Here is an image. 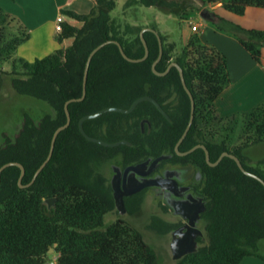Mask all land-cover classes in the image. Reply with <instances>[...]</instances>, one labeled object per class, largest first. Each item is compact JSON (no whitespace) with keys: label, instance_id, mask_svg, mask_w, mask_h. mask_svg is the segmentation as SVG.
<instances>
[{"label":"trees","instance_id":"1","mask_svg":"<svg viewBox=\"0 0 264 264\" xmlns=\"http://www.w3.org/2000/svg\"><path fill=\"white\" fill-rule=\"evenodd\" d=\"M117 1L92 0L89 13L61 9L66 19L57 34L59 47L32 62L16 54L30 38L29 28L0 6V95L3 80L10 77L17 93L43 100L50 108L41 113L24 111L16 129L9 126L0 131V167L7 162L22 163L23 184L32 180L50 152L55 130L67 121L65 103L82 95L90 52L113 39L121 43L128 56H144L140 34L126 37L111 17ZM133 1L182 13L176 0ZM201 1L221 3L222 8L237 15H243L249 6L264 8V0ZM213 20L220 30L232 33L257 62L261 61L264 29L246 28L218 14ZM144 27L159 32L154 25ZM159 34L163 55L157 70L165 71L172 62L180 64L195 99L194 121L180 151L204 144L212 162L228 151L236 154L246 169L264 178V170L250 166L243 152L264 142V102L231 116L242 122L239 144L231 146L227 136L219 140L210 125L219 117L217 99L231 83L226 56L218 48L205 45L198 32L180 50ZM144 37L149 54L143 61L127 60L115 43H107L94 54L86 97L69 104L71 122L58 134L49 162L30 186L20 187V166L10 165L2 171L0 264H159L157 252L138 227L122 219L105 223V216L116 206L111 181L100 170L103 161L115 157L129 165L159 156H165L159 161L160 167L175 165L201 175L195 189L205 203L201 213L205 232L198 237L197 250L179 258L178 264H241L247 256L264 260V185L245 174L229 156L212 166L201 147L186 155L177 152L176 144L190 119L191 98L176 66L165 75L153 71L160 53L159 40L150 30ZM69 38L72 42L63 45ZM8 59L13 62L12 71L2 68ZM145 95L157 100L169 118L154 102L143 100L129 113L108 111L84 122L91 136L129 143L107 146L81 132L83 116L110 106L129 108ZM195 174L189 173L193 181ZM49 197L56 198L51 207L46 202ZM205 237L207 243L200 245Z\"/></svg>","mask_w":264,"mask_h":264},{"label":"rangeland","instance_id":"2","mask_svg":"<svg viewBox=\"0 0 264 264\" xmlns=\"http://www.w3.org/2000/svg\"><path fill=\"white\" fill-rule=\"evenodd\" d=\"M176 1L179 2L182 8V13L180 15L155 5L147 7L133 0H118L116 7L111 12V17L116 20L119 30L123 32L126 37H133L138 33L140 34L144 26L154 25L162 36H164L167 43L174 42L180 50V48L187 43L189 37L195 32H198L192 29L193 33L189 35L185 42V38L181 35V31L185 26H192L195 23L199 24L200 31L198 33L201 36L202 30L206 28L207 24L211 23L217 26L213 20L215 14H231L220 7L221 3L208 4L203 3L201 0ZM188 4L192 5L194 8L187 7L186 5ZM184 6L187 7L185 10H183ZM231 16L235 15L232 14ZM57 32L59 31L57 30ZM71 42L72 39H66L63 45L68 46ZM202 42L205 45L215 47V45L207 43L204 38ZM16 54L17 56L20 55V53ZM21 56L22 55L19 57ZM2 68L5 71H12V60L8 59L3 62ZM43 110H50L49 105L45 101L17 93L12 87L10 77H6L3 80L0 95V131L9 126L16 129L19 126L20 118L24 111L41 113ZM218 118L216 120L213 119L210 126L212 130L217 132L216 135L219 140L227 136L231 146L239 144L240 142L237 138L238 135L242 133L241 119L228 117L225 120H220ZM200 123L202 126L204 125L202 121H200ZM243 152L247 156V163L250 166L264 170V162H262L264 160V142L251 145L249 148L244 149ZM113 164H122L121 158L115 157L103 161L100 165V170L105 173V176L110 181L114 174ZM168 167L180 168L175 165H169ZM193 171H188V173L195 174V170ZM200 178L201 175L199 174L198 180H200ZM150 187L151 186L142 193L136 194L132 199L126 200L128 207L125 213H120L118 209L114 207V209L105 216V223L111 224L118 219L131 222L141 230L147 243L155 249L159 264H178L179 260L173 257L171 241L173 232L183 222L184 216L181 217V214L174 211L170 204L168 207H165L168 203L163 198H160ZM171 225L175 226L174 229ZM204 225V221L201 220L199 227L203 232H205ZM206 243L207 239L205 237L204 241L199 244L205 245ZM262 249V253L264 254V246ZM55 256L56 255L53 256V260Z\"/></svg>","mask_w":264,"mask_h":264},{"label":"crops","instance_id":"3","mask_svg":"<svg viewBox=\"0 0 264 264\" xmlns=\"http://www.w3.org/2000/svg\"><path fill=\"white\" fill-rule=\"evenodd\" d=\"M0 6L17 16L29 28L30 38L18 47L17 53L27 61H33L53 53L59 47L56 18L61 13V9L89 13L93 2L92 0H0ZM226 12L231 14L220 15L246 28L264 29L262 7L249 6L243 15ZM232 14L235 16H231ZM192 33L191 25L185 26L181 31L185 42ZM201 34L202 40L204 38L207 43L215 45L226 56L231 77L230 85L217 99V115L228 118L250 111L263 103L264 46L261 61L257 62L232 33L222 31L209 23ZM241 264H264V260L256 256H247Z\"/></svg>","mask_w":264,"mask_h":264},{"label":"water","instance_id":"4","mask_svg":"<svg viewBox=\"0 0 264 264\" xmlns=\"http://www.w3.org/2000/svg\"><path fill=\"white\" fill-rule=\"evenodd\" d=\"M148 30L153 31L157 35L158 40H159V44H160V53H159L158 58L153 63V66H152L153 71L156 74H158V75H165V74H167L169 72V70L171 69L172 66H176L178 68L179 72H180L183 85H184L186 91L188 92V94L190 95V98H191V115H190V119H189V122H188V124H187V126H186V128H185V130H184V132L182 134V136L180 137V139L178 140V142L176 144L177 152L180 155H186V154H189L190 152H192L193 150H195L196 148L201 147V148H203L205 150L207 161L212 166L217 165L222 160L223 157L229 156V157L233 158L236 161V163L238 164L239 168L245 174L250 175V176L258 179L264 185V178H262L260 175H258L256 173L251 172L248 169H246L244 167V165L242 164L240 158L234 153L225 151L219 156V158L215 162H212L210 160L209 150L207 149V147L204 144H197V145H195L194 147H192L191 149H189L187 151H180L179 146H180L181 142L183 141V139L188 134V132H189L191 126H192V123L194 121L195 99L193 97V94H192L191 90L189 89V87H188V85L186 83V80H185V77H184V71H183V68L180 66V64H178L177 62H172L165 71H158L157 70L156 65L159 62V60L161 59L162 55H163V43H162V39H161V36H160L159 32L156 29L151 28V27H144L141 30L140 37H141V40H142V42H143V44L145 46V54H144V56H142L140 58H132V57L128 56L125 53L124 48L121 45V43L119 41L113 40V39L107 40V41L99 44L98 46H96L90 52V54L88 56V59H87V62H86L85 71H84L83 93H82L81 96H79L77 98L69 99L65 103V110H66V113H67V121L64 124L60 125L55 130L54 135L52 137V141H51L50 152H49L47 158L42 162V164L36 170L32 180L30 182L26 183V184H23L22 180H23V177L25 175V167H24V165L22 163H20V162H7V163L3 164L0 167V182H1L2 171L6 167H8L10 165H18V166L21 167L22 171H21V175L19 177V185H20V187L30 186L35 181L36 177L43 170V168L46 166V164L49 162V160H50V158L52 156V153H53V150H54V146H55V141H56V138H57L58 134L62 130L67 128L69 126L70 122H71V113H70V110H69V104L71 102H73V101H81V100H83L86 97V94H87V79H88L89 67H90V63H91V60H92L94 54L99 49H101L104 45H106L107 43H115V44H117L119 46L122 55L127 60L132 61V62L143 61V60H145L147 58V56L149 54L148 44H147L146 39L144 37V32L148 31ZM143 100H150V101L154 102L156 104V106L158 107V109L167 118H169L168 114L166 113V111H164V109L157 102V100H155L151 96L145 95V96H141V97L137 98L131 104V106L129 108L110 106V107H105L103 109H100L97 112H94V113L87 114V115L83 116L81 118L80 122H79L80 130H81V132L83 133V135L87 139H89L91 141H95V142L101 143V144H104V145H107V146H116V145H119L122 142L129 143L126 140L116 141V142H109V141L103 140L101 138L91 136L85 131L84 122L87 119L97 117V116H99V115H101V114H103L105 112H108V111H121V112L129 113V112L133 111L136 108V106ZM164 158H165V156H159V157L155 158L150 163L151 168H155L158 165L159 161L161 159H164ZM148 163H149V161L146 160V161H143V162H140V163H137V164H131V165H129V166H127L125 168V172H128V171L137 172L139 168H141L142 166L147 165ZM113 170H114V175H113L112 180H111V185H112V188H113L115 206H116V208L118 209V211L120 213H125L127 211V207H126V203H125V196L137 193L138 191H141L142 189H144L146 187H149V186L163 187L165 185L164 182H167V179L171 176L170 173L172 171H174V170H167L166 173L163 176L145 178V179H143L141 181L138 180V181H136V183H134L133 187L127 188V187H125V185L121 184V179H120L121 169H120L119 165L113 164ZM171 179L174 180L175 183H178L177 180L173 176H171ZM171 191L174 194H176V192L174 190H171ZM55 199H56L55 197H49V198L46 199V202H48L49 207L52 206V204L55 202ZM184 206L185 205H182V207H184ZM204 209H205V203L203 202L200 205H196L195 207H192L188 211L176 210V212L180 213L182 216H184L186 218H189V222L186 225L177 228L173 232V238H172V241H171V249H172V253H173V257L174 258L179 259V258L183 257L184 255L197 250V248H198L197 237L202 236L203 235V231L199 227L196 226V223L201 218L200 215L204 211ZM185 228H186V230H184ZM49 251L52 252L53 248H51Z\"/></svg>","mask_w":264,"mask_h":264},{"label":"flooded vegetation","instance_id":"5","mask_svg":"<svg viewBox=\"0 0 264 264\" xmlns=\"http://www.w3.org/2000/svg\"><path fill=\"white\" fill-rule=\"evenodd\" d=\"M152 161L149 160V163L139 168L137 172H134V171L125 172V168L131 164L129 165L120 164L119 167L121 169V176H120L121 184L125 185V187L127 188H131L134 186V183H136V181L138 180L141 181L145 178L163 176L167 170H174L170 173V175L173 176L177 180L178 183H175V181L172 180L170 176L167 179V182H164L165 185L163 187L151 186L150 188H152L160 198H163L168 204H170L172 208L174 209V211L176 210L188 211L192 207H195L196 205H200L204 202L203 197L200 194H198L195 189V186L198 182V177H199L198 173L195 174V180L193 181V179L190 178L191 175H189L188 170L185 168H182V167L180 168L164 167L163 168V167H160L159 163L155 168H151L150 163ZM112 177H111V180H112ZM147 188L149 187H146L142 190H145ZM171 190H174L176 194H174ZM141 191L125 196V203H126V199L129 198L130 200L133 196H135ZM54 203L52 205H54ZM182 205H185V206L182 207ZM181 217L183 216L181 215ZM200 221H201V218L196 223L197 227H199ZM188 222H189V218L183 217V222L177 228L186 225ZM184 230H186V228ZM197 240H198V237H197Z\"/></svg>","mask_w":264,"mask_h":264},{"label":"built area","instance_id":"6","mask_svg":"<svg viewBox=\"0 0 264 264\" xmlns=\"http://www.w3.org/2000/svg\"><path fill=\"white\" fill-rule=\"evenodd\" d=\"M65 20V16L62 13H59L57 18H56V29L58 31L62 30V22ZM194 31H198L199 30V25L193 24L191 27Z\"/></svg>","mask_w":264,"mask_h":264},{"label":"clouds","instance_id":"7","mask_svg":"<svg viewBox=\"0 0 264 264\" xmlns=\"http://www.w3.org/2000/svg\"><path fill=\"white\" fill-rule=\"evenodd\" d=\"M192 27V26H191Z\"/></svg>","mask_w":264,"mask_h":264}]
</instances>
